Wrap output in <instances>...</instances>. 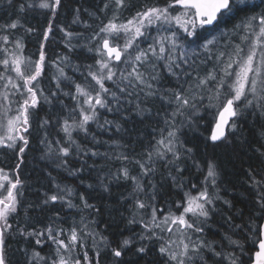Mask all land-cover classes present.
I'll return each instance as SVG.
<instances>
[{"label": "snow or ice", "instance_id": "1", "mask_svg": "<svg viewBox=\"0 0 264 264\" xmlns=\"http://www.w3.org/2000/svg\"><path fill=\"white\" fill-rule=\"evenodd\" d=\"M2 2L9 7L15 5L17 15L0 25V148L16 150L22 161V154L30 144L28 136L32 135L31 116L55 102L64 115L57 116L56 124L47 117L39 121V128L45 129L39 142L45 147V157L53 160L56 168L74 176L85 170V157L110 158L108 153L93 151L80 142L91 137L92 143H101L93 125L101 130L114 125L117 132L122 131V126L107 119L105 113L133 106L137 115L151 117L153 110L147 104L154 99L167 103L171 111L163 113L165 127L158 130L159 138L150 142L148 150L141 154L121 152L115 157L134 163L139 169L136 175L125 164L115 171L109 169L107 179L97 177V185H87L88 189L99 187L111 195L113 184L132 182V191L121 199L133 205L127 224L142 225V231L115 243L94 227L95 216L102 215L101 209L89 203L83 193L79 194L83 208L74 204L70 198L74 190L59 184L55 185V193L45 194L43 205L60 201L80 212L90 209L95 216L81 215L79 221L73 219L65 228L56 212L43 230L27 231L19 225L13 228L22 207L23 182L18 172L9 175L0 168V264H10L7 257L10 233L34 237L41 250L48 245V254L33 249L26 264H101L105 249L112 258L110 264H126L129 253L138 258L137 264L140 259L145 264H264V176L257 179L253 169H248L255 197L254 208L247 217L241 210L225 215L217 201L230 210L233 204L219 194L218 164L214 160L205 162L204 179L199 184L186 181L181 166L184 160L193 159V148L186 147L181 139L183 130L198 128L204 119L202 113L209 109L213 110V126L208 139L213 146L231 144L230 137L243 141L244 123L252 117L264 120V0L259 4L253 0H156L140 6L133 0H100L95 11L83 9L86 20L81 19V7H75L72 23L92 29L89 42L82 46L93 54L92 63L87 64H73L70 55L64 53L48 59L43 42L54 34L51 23L43 31L37 58L24 54L23 36L18 33L35 30L26 27L21 17L28 11L45 9L55 19L63 0ZM130 9H134V14L121 20L122 13ZM240 13L250 14L243 16L230 31L220 32L218 51L214 50L216 37L197 43L201 39L198 29L214 30L222 18ZM94 24L98 27L93 28ZM59 30L64 33L66 49L70 50L77 47L71 41L85 35ZM66 68H71L73 75ZM46 69L54 70L50 77L54 90L41 86ZM165 74L171 77L172 84L163 83ZM65 99L70 103L65 104ZM13 111L15 115L10 116ZM57 127L64 135L49 139V131ZM261 127L260 135L264 137V125ZM256 151L264 157V151ZM71 159L80 166L73 168ZM165 179L179 191L180 198L164 200L160 205L157 196L164 199L161 190ZM123 207L127 210L128 205ZM143 210H147V219ZM218 222L221 239L211 240L208 230ZM110 227L111 224H106L105 230ZM240 236L248 242L247 247L241 239L234 238ZM90 248L95 249L93 256H89ZM153 248L157 252L155 257L151 256ZM24 251L27 256L28 249Z\"/></svg>", "mask_w": 264, "mask_h": 264}, {"label": "trees", "instance_id": "2", "mask_svg": "<svg viewBox=\"0 0 264 264\" xmlns=\"http://www.w3.org/2000/svg\"><path fill=\"white\" fill-rule=\"evenodd\" d=\"M156 0H133L137 6L141 4H153ZM253 3L259 4L260 0H253ZM100 5V0H63V7L58 11L55 19H52L48 10L36 9L35 11H28L22 17L21 21L25 23L26 27H31L35 31L33 33H24L19 31V35L23 36L25 44V53L37 58L36 53L43 42L42 34L48 24L51 23L54 29V34L49 36L48 42L45 44V52L48 59H53L57 54H68L71 57L73 64H87L92 63L90 57L92 53H88L82 46L89 42L92 29H85L81 24H73L75 7H81V19H88L87 14L83 13V9L87 8L90 12L95 11ZM259 11V9H255ZM134 14V9L124 11L121 15V20L125 17ZM250 13H240L239 15L226 16L222 18L214 26L213 29H200L198 31L201 39L197 40L201 44L205 39L211 38L215 32L230 31L234 25L239 24L243 16ZM15 5L9 7L6 2L0 3V25L5 24L10 18H16ZM91 23V21H89ZM98 27L94 24L93 28ZM59 28L67 29L73 32H84L87 39L76 40L73 45H77L75 49H66L64 33ZM15 31V30H14ZM217 34V35H218ZM196 39L195 37L189 40ZM81 40V41H80ZM221 41V39H220ZM221 44V43H220ZM47 64V60H46ZM54 70L46 69V75L42 79V87L46 90H54V81L50 77ZM66 71L71 76L73 70L66 68ZM79 77V74H76ZM163 83L165 85L172 84L171 77L165 75ZM1 90V89H0ZM141 95H143L141 93ZM70 103L65 99V104ZM152 108L153 115L151 117L140 116L136 114L133 106H127L121 112L105 113L107 119L118 122L122 126V131L117 132L115 126H110L109 130L96 129L92 126V130L96 132L97 139L101 143H92L91 137L87 141L81 140L82 144H87L93 151L99 153H108L110 158H105L103 155L87 158V165L85 170L77 175H69L64 169L56 168L53 160L45 157V147L39 141L43 139L45 129L39 128L38 124L42 118H49L53 124L57 123V116H63L64 112L60 107L53 102L52 106L44 105L38 112L33 113L31 116L32 127L30 131L32 135L28 136L30 141L29 147L22 154V161L20 154L14 149H0V168L8 172L10 175L18 172L20 180L23 182V196L20 197L22 207L18 210V219L13 223V228H24L27 231L43 230L55 218V213L59 212L60 220L63 221V227L67 228L73 219L80 220L81 215L85 217L95 216L90 209H84L83 212L78 211L76 208L67 207L66 203L57 201L56 203H49L43 205L45 194L51 195L56 192V184L62 187H69L74 190V195L70 198L74 204L80 205L83 208L82 202L79 199V194L83 193L89 203L95 204L101 209L102 215L95 216L96 225L94 226L97 231L107 236L110 241L115 243L118 239L123 237L132 236L133 233H140L142 225L133 224L128 225L127 220L130 217L133 205L129 200L121 199L122 196L127 195L132 191L131 181H121L118 184H113L111 188V195L104 193L102 188L96 187L95 190L88 189L89 183L94 186L98 184L97 177H104L107 179L109 169L115 171L122 165L127 164L131 170L132 175H136L139 171L137 166L132 163L128 164L127 161L115 159L121 152L141 154L150 148V142L154 143L155 139L159 138V129L165 127L163 124L162 115L165 112L171 111L167 103L154 99L148 104ZM160 112L161 115H155ZM204 119L199 122L196 129L185 128L184 135L181 137L186 147L193 148V159H186L182 162L181 166L184 168V177L186 181L199 184L204 179L205 175V162L214 160L220 169V179L217 181L220 196L228 199L233 204V209H228L221 201H217L218 208L221 209L222 214L234 215L237 210H241L249 214L253 208V199L255 192L250 187L248 179V169H253L257 174V179L264 176V157L260 156L256 149L264 151V137L260 135L264 120L258 117H252L243 125L244 140L232 139L231 144H218L213 146V142L208 139L210 136V128L213 126V110L209 109L208 112L202 113ZM154 129L156 131H154ZM64 134L59 131L57 127L55 130L49 131V139L62 137ZM75 136V133L73 134ZM80 140V137H76ZM118 142V143H114ZM121 145H131V147H122ZM139 158V155L137 156ZM73 168L79 167L80 164L76 163L74 159L70 160ZM199 165V169L197 168ZM95 165V168L90 167ZM161 171H164L161 168ZM51 173V176H49ZM54 180V182H53ZM81 180L84 183H81ZM164 187L161 190V196H157V203L164 204V200H178L180 198L179 191L174 188L170 181L165 179L163 181ZM211 191V189H210ZM117 200L120 201L117 204ZM31 205V207H29ZM123 205H128L127 210ZM145 219H147L146 212ZM123 217V219H122ZM219 221V218H217ZM222 222V221H221ZM111 224L110 229L105 230V225ZM220 222L216 223L210 230H208V238L211 240L220 241ZM241 239L245 246L248 242L242 236L234 237ZM222 242V241H221ZM91 245V241H88ZM25 249H28L27 256ZM41 251L42 255L50 252L47 244L41 250L40 245L35 244L34 237L25 238L18 233H10L7 238V257L10 264H26V260L30 258L32 250ZM94 248H90L89 256H93ZM151 256H157L155 248L152 249ZM151 258V257H149ZM111 257L108 250L105 249L101 253V264H110ZM138 258L132 253L125 257L126 264H137ZM139 264H145L144 259L139 260Z\"/></svg>", "mask_w": 264, "mask_h": 264}, {"label": "rangeland", "instance_id": "3", "mask_svg": "<svg viewBox=\"0 0 264 264\" xmlns=\"http://www.w3.org/2000/svg\"><path fill=\"white\" fill-rule=\"evenodd\" d=\"M200 29H198V31H199ZM223 31H225V30H223ZM222 32V31H221ZM226 32V31H225ZM218 33H216L215 32V34L211 37V38H209V39H212L213 37H216L217 38V47H216V49H214V50H216V51H218L219 50V47H220V43H221V41H220V39H221V37H220V33L217 35ZM189 38H192V37H189ZM188 38V39H189ZM85 39H87V36H84V38H82V40L84 41ZM77 39H73L71 42L72 43H74L75 41H76ZM81 41V40H80ZM205 42V41H204ZM203 42V43H204ZM24 54L26 55V56H29L28 54H26L25 53V51H24ZM31 56V55H30ZM33 59H36V58H34V57H32ZM73 63V62H72ZM66 70V69H65ZM166 75V74H165ZM2 90V89H1ZM9 115L11 116V115H15V112L13 111V112H11V113H9ZM1 149V148H0ZM6 172V171H5ZM6 173H8V172H6ZM9 174V173H8ZM10 175V174H9Z\"/></svg>", "mask_w": 264, "mask_h": 264}]
</instances>
